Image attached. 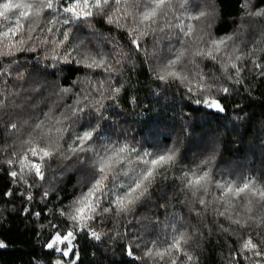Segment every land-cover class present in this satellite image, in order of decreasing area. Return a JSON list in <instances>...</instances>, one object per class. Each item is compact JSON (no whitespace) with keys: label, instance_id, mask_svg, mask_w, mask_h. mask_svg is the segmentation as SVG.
Instances as JSON below:
<instances>
[{"label":"snow or ice","instance_id":"6c2138e0","mask_svg":"<svg viewBox=\"0 0 264 264\" xmlns=\"http://www.w3.org/2000/svg\"><path fill=\"white\" fill-rule=\"evenodd\" d=\"M237 8L217 35L216 0H0V195L35 224L31 264H83L84 240L114 264H203L206 243L264 264V121L222 152L247 122L225 101L264 80V2Z\"/></svg>","mask_w":264,"mask_h":264},{"label":"trees","instance_id":"16d2710c","mask_svg":"<svg viewBox=\"0 0 264 264\" xmlns=\"http://www.w3.org/2000/svg\"><path fill=\"white\" fill-rule=\"evenodd\" d=\"M258 3L264 0H257ZM219 9L220 22L216 28V34L220 35L224 32L231 31L233 21L239 14L237 3L238 0H216ZM99 26V25H98ZM65 75L74 77V72H66ZM129 75H132L129 73ZM136 77L133 76V79ZM146 77L139 76L140 83L137 88L140 90L139 99L144 100L146 107L141 109L145 112L149 120L155 119V114L152 112L156 105V101H149L150 86L144 87ZM244 98L241 99L240 97ZM239 104L240 109H236L235 105ZM227 107V116L230 119L236 113L240 115H247V122H239V128L230 133H226V143L222 147L223 157L225 160H233L237 158H244L245 154L249 151V146L258 145V134L261 130V123L264 121V80H257L251 87L250 95L241 89L240 96H233L225 101ZM125 107H127L125 105ZM179 106H177L178 110ZM219 120L212 122V127H215ZM242 143H234L239 141ZM3 145V140L0 139V146ZM55 167V165H53ZM3 169H0V173ZM71 175V174H69ZM68 180V177H65ZM75 184L73 177L68 183L64 185V191L61 192L62 196H71L72 188ZM10 185L7 175L0 174V192ZM163 203V201H160ZM21 201L14 200L12 203H6L2 195H0V241H3L7 247L0 249V264H31L35 258L36 253L39 252V243L37 237L34 235L35 224L31 219L26 220L20 212ZM16 211H12L13 208ZM146 211V210H142ZM160 219L163 220L161 213ZM222 243V242H221ZM96 251L87 240L81 241V260L83 264H114L115 261L120 259L119 249L116 250L115 255L109 250L107 256L101 255L97 252V256L93 259L92 253ZM225 250L222 247H217L215 243L205 244L201 260L203 264H222L221 253Z\"/></svg>","mask_w":264,"mask_h":264}]
</instances>
